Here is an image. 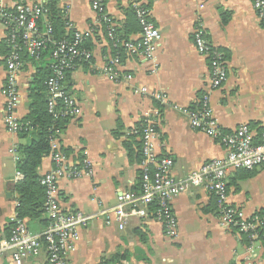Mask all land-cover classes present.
Segmentation results:
<instances>
[{"label":"crops","instance_id":"obj_1","mask_svg":"<svg viewBox=\"0 0 264 264\" xmlns=\"http://www.w3.org/2000/svg\"><path fill=\"white\" fill-rule=\"evenodd\" d=\"M29 1L0 3L12 7ZM93 1L58 3L65 20L88 35L87 47L93 54L90 62L68 74L64 87L77 101L81 114L63 124L55 143L58 150L69 151L72 162L82 161L86 152L94 171L92 177L59 181L62 211L80 212L91 218L79 229L76 250L68 255L69 264H102L117 255L125 256L121 264H264V244L258 241L250 254L251 243L246 246L240 233L222 226L216 197L206 188H193L173 201L178 222L176 239L168 238L164 226L152 216L132 218L120 230L115 217L111 214L108 224L104 214L118 205L123 193L140 191L141 161L132 160L129 149L139 155L142 144L140 138H130V132L142 128L148 117L157 121L156 151L173 160L172 173L177 178L227 156L228 149L223 144L193 130L188 118L174 109L195 108L201 96L211 92L208 60L199 55L193 43L198 21L203 23L210 42L225 54L227 63L226 83L210 93L220 127L233 133L247 125L255 142H260L264 131V26L252 0H141L161 35L159 69L153 73L152 64L141 54L124 53L118 72L132 80L118 83L105 72L115 49L105 26L98 23ZM103 2L106 15L127 37L125 40L140 41L141 30L131 13L130 0ZM6 33L0 25V238L10 237L11 221L16 217L14 187L19 160L12 150L31 141V137L22 139L5 126ZM47 62L50 63L48 56L25 60L18 80L20 120L30 114L31 95ZM141 87L166 94V103L135 94L134 89ZM52 169L49 155L42 160L38 172L42 177ZM227 181L231 207L246 218L264 210V166L232 171ZM24 222L31 234H41L46 229L42 220ZM11 255L8 252L1 256L0 264H10ZM23 264H50L48 253L43 249Z\"/></svg>","mask_w":264,"mask_h":264},{"label":"built area","instance_id":"obj_2","mask_svg":"<svg viewBox=\"0 0 264 264\" xmlns=\"http://www.w3.org/2000/svg\"><path fill=\"white\" fill-rule=\"evenodd\" d=\"M53 1L30 0L28 3L16 4L12 7L0 3V25L7 32L3 113L6 129L14 134L28 131L29 128V124L23 123L17 114L20 104L18 80L25 65V58L39 60L49 45L53 46L50 54V76L44 82L48 112L54 122L72 119L81 114L77 101L67 92L64 84L68 74L84 63L90 62L93 54L92 51L82 48L88 35L75 30L69 21H66V29L71 32L70 39L55 41L49 24H46L44 32L40 31L39 22L47 19ZM130 4L136 12L141 27V40L137 42L124 41L118 37L113 20L105 13L103 0H94L92 9L98 15L99 25L105 26L113 48L115 50L123 48L129 55H143L152 64L154 73L159 69L157 51L161 39L160 32L151 19L150 11L143 7L141 0H130ZM252 5L264 26V0H252ZM193 43L199 55L208 60L211 92L219 90L228 78L225 54L210 42L201 21H198L195 27ZM120 62L119 54L108 60L105 67L107 76L117 83L131 81V76H122L118 72ZM134 93L152 98L161 104L167 101L166 94L152 92L146 87L135 88ZM210 93L202 95L195 108L174 106V109L188 118L193 130L223 144L228 149L226 158L208 162L198 171L183 178L175 177L172 173L173 160L159 156L156 151L157 121L148 117L140 130L135 129L130 132L131 135L138 136L142 144L140 191L123 193L118 205L104 214L108 224L111 222L112 214L120 230H124L132 218L143 219L152 216L164 226L168 238L176 239L178 222L172 209L173 201L193 188H206L216 197L222 226L246 234L251 241L248 252L252 254L255 244L260 241L259 230L264 226V216L246 218L241 211L228 204L227 177L232 171H252L264 166V131L258 143L255 142V135L247 125L240 126L233 133L224 132L215 117ZM60 135L61 130L54 126L50 136L53 169L40 180L46 192L44 210L49 225L43 233L31 234L24 220L16 215L11 221L13 227L10 237L0 238V257L11 252L10 264H23L29 257L38 256L43 249L48 253L50 264H69L68 255L76 250L79 229L91 219L80 212L65 213L60 207L58 201L60 180L92 177L94 174L86 152L82 161L72 162L70 155L56 148L55 143ZM12 152L18 161L17 148ZM23 178V174L18 171L15 182L18 183Z\"/></svg>","mask_w":264,"mask_h":264},{"label":"trees","instance_id":"obj_3","mask_svg":"<svg viewBox=\"0 0 264 264\" xmlns=\"http://www.w3.org/2000/svg\"><path fill=\"white\" fill-rule=\"evenodd\" d=\"M58 3L59 0H54L50 5L47 19L39 22V29L41 32H44L46 30H44V28H46V24H49L52 28L53 38L55 39V41H62L70 39L72 35L66 32V20L64 18L62 10L58 7ZM143 7L148 9L144 4ZM131 13L133 17L136 18L140 31L141 27L136 17V12L132 8ZM116 32L121 40L129 41L125 40L127 39V37L123 36L119 29H117ZM87 40L88 39H86V41L82 45V48L84 50H90L89 47H87ZM52 49L53 46L49 45L47 49L42 53L40 59L42 60L46 56L50 57ZM4 50H6V46ZM114 52V55L119 54L120 56L125 53L123 48L114 50ZM25 59L28 60L29 58ZM49 64L50 63L47 62V65L43 66L41 69L43 71L41 72L42 75H40L36 80V88H34L31 95L32 104L30 107V114L26 119L22 120L23 123L29 124V128L28 131L19 132V136L22 139L31 137V141L26 145L18 146V171L23 174L24 178L16 183L14 187V192L17 196V217L24 221L42 220L43 226L45 228H47L49 225V221L46 218L44 210V205L46 202V192L45 188L40 184L41 176L39 175L38 170L42 164V160L45 157L49 156L51 153L50 136L52 134V129H54L55 126L56 129L62 130L63 124L67 123L69 120L63 119L54 122L48 112L44 82L50 76ZM134 137L136 138L138 136H130V138ZM129 151V155L132 160L136 159L138 161H142L141 152L138 155L136 153H133L131 149H129ZM63 152H65L67 155H70L68 150H63ZM216 210L217 214L219 215L217 207ZM255 216L262 218L264 216V210L258 212ZM259 236V240L264 244V226L259 230ZM241 237L242 242L246 246H249L251 242L248 236L246 234H241ZM124 259L125 256L119 257L117 255L103 262L102 264H121Z\"/></svg>","mask_w":264,"mask_h":264}]
</instances>
